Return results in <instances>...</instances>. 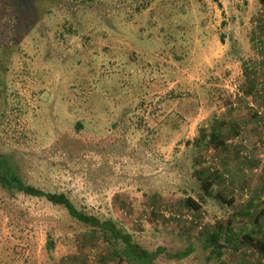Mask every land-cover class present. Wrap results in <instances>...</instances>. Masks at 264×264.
Instances as JSON below:
<instances>
[{
  "label": "rangeland",
  "instance_id": "1",
  "mask_svg": "<svg viewBox=\"0 0 264 264\" xmlns=\"http://www.w3.org/2000/svg\"><path fill=\"white\" fill-rule=\"evenodd\" d=\"M70 2L22 0L28 23L5 79L6 105L20 109L26 137L17 142L11 137L5 145L0 132L1 147L16 151L27 181L119 220L147 247L181 249L188 237L179 238L176 231L193 232L189 220L166 223L149 210L155 205L161 216L184 215L175 211L176 199L192 184L196 137L216 128L226 139L218 165L229 174L226 191L234 194V207L245 202L244 189L250 194L261 184L258 165L245 161L228 141L245 136L253 143L264 129V112L256 117L243 100L231 108L224 102L230 81L254 96L251 76L264 83L252 40L264 5L257 0ZM169 92L182 98L172 101ZM253 100L264 106L261 97ZM169 113L181 120L169 137L165 133L166 147L164 133L157 132L153 141L152 130L134 128L140 115L151 127ZM206 149L196 154L203 158ZM210 203L204 209L212 213L216 204ZM204 254L196 247L184 260L161 257L159 264H215ZM110 255L98 234L78 228L60 207L24 195L11 199L0 190V264H125ZM227 256L235 263L240 259Z\"/></svg>",
  "mask_w": 264,
  "mask_h": 264
},
{
  "label": "trees",
  "instance_id": "2",
  "mask_svg": "<svg viewBox=\"0 0 264 264\" xmlns=\"http://www.w3.org/2000/svg\"><path fill=\"white\" fill-rule=\"evenodd\" d=\"M49 1L55 4L57 0ZM65 1L78 2V5H87L93 0ZM257 2L260 5H264V0H257ZM146 3L147 1L144 4L142 2L140 8H144ZM23 9L22 0H0V132L4 134L1 142L5 145L11 142L9 139L11 137L15 138V142L19 140L25 141L26 137V125L21 117V112H19L20 109H14L6 105L7 89L5 79L12 56L19 51L20 44L24 38L25 32L23 28L24 26L27 27L28 20L25 15H22ZM136 10L138 11L139 8ZM254 22L255 27L252 30V40H254V51L259 53L258 64L256 66L257 68H263L264 10L262 15L256 14ZM251 78L249 82L250 87L255 88V90L259 87L264 89V83L256 80L254 76H251ZM239 84L242 87L241 83ZM225 92L227 94L226 89ZM166 95L172 101L176 100V98H182L181 95H173V92H169ZM226 96L225 106L231 102L230 96L228 94ZM257 97L260 96H254V98ZM261 99L264 100L262 97ZM158 103L162 104L163 102L160 99ZM155 108L159 110V107ZM157 110L151 114L155 116ZM251 111L256 117H260L256 112ZM139 118V121H136L138 125L134 126V128L138 127L144 131L146 129L148 131L152 130L153 141L157 132L164 133L163 147L169 144L168 137L173 131L177 130L180 123L179 120H181L180 115L169 113L166 118L153 123L151 127H145L146 123L143 121L142 115ZM173 118H176V122ZM218 118L217 114L211 116V120L214 121ZM141 124L144 125L141 126ZM79 127H81V123L76 124V128L79 129ZM167 131H170L169 134ZM165 133L168 136L166 138ZM235 137L232 138L235 139ZM241 137L237 138L240 139ZM225 142L226 139L222 138L216 128H213L210 133H202L194 139L193 144L197 147L194 150L208 149L205 150L203 158L201 155H198L199 153L196 154L197 151L190 157L189 166L192 169V173L190 174L192 184L190 189L182 190V197L176 199L178 209L175 208V211L182 209L181 212H185L184 215L174 214L170 217H164L160 215L158 206H150L149 213L161 217L162 221L167 223L174 219L186 218L189 220V228L195 229L193 232L186 231L185 228L177 229L176 235L182 239L188 237V241L186 246L176 251H170L165 246H157L153 249L147 247L137 240L133 228L129 229L119 220L78 207L75 201L62 191L47 190L27 181L20 173V166L14 154L16 151L14 149L2 148V144H0V190L11 199L17 197V195H24L41 198L53 206L60 207L75 222L78 228L92 234H98L110 248V256L116 259L117 262L125 264H159L161 257H165L168 260L180 261L195 253L197 247V249L202 250L203 254L206 252V256L204 254L206 261L214 260L215 264H264V238L262 237L264 224L260 222V219L264 216V198L262 197L264 193V163L259 165L255 159L253 161V159L243 158L249 163H254V167L258 165L257 170L261 173V184L257 189L250 191V194L248 189H244V192H248V195H245L244 198L245 202L243 201L244 203L239 205V208L234 207L236 198L232 191H226L229 174L222 166L218 165L217 155L218 152L220 153V151L222 152L223 149L227 148ZM186 144H189V142ZM228 144L237 146L239 155L241 151L245 150L240 143L234 145ZM153 148L155 149V143L152 146ZM214 159H216L218 166L211 164ZM154 201L151 204H154ZM210 202L216 204L212 213L204 209V207H209ZM213 203H210L211 208L213 207ZM184 209L187 211H183ZM188 211H193L199 215L188 216L186 214ZM202 215L207 217L205 223L199 221ZM141 220H137L138 226H141ZM139 230L142 231L141 229ZM46 246L50 249L53 247V240L49 233ZM227 255H238L240 259L235 263L229 260Z\"/></svg>",
  "mask_w": 264,
  "mask_h": 264
},
{
  "label": "built area",
  "instance_id": "3",
  "mask_svg": "<svg viewBox=\"0 0 264 264\" xmlns=\"http://www.w3.org/2000/svg\"><path fill=\"white\" fill-rule=\"evenodd\" d=\"M227 94L230 96L231 102L226 106L227 108L236 107L239 101L243 100L246 104V107L256 112L257 115L261 116L264 112V107L262 105H258L254 103V95H247L240 84L236 81H230L226 86ZM256 91L255 96L258 95L264 98V89L259 87ZM224 109V108H222ZM229 143L236 144L240 143L241 146L245 148V150L240 152L242 158L250 159L253 156L255 160L258 161V164L264 163V129L260 132L257 138L251 143L249 138L241 137L238 139L237 137L229 140ZM212 165L218 166L216 159L211 162Z\"/></svg>",
  "mask_w": 264,
  "mask_h": 264
},
{
  "label": "crops",
  "instance_id": "4",
  "mask_svg": "<svg viewBox=\"0 0 264 264\" xmlns=\"http://www.w3.org/2000/svg\"><path fill=\"white\" fill-rule=\"evenodd\" d=\"M260 5V4H259ZM262 119H264V116L262 117ZM264 122V120H262Z\"/></svg>",
  "mask_w": 264,
  "mask_h": 264
}]
</instances>
